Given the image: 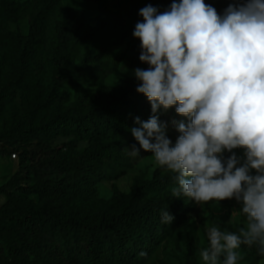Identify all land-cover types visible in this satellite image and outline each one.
Listing matches in <instances>:
<instances>
[{
	"label": "trees",
	"instance_id": "16d2710c",
	"mask_svg": "<svg viewBox=\"0 0 264 264\" xmlns=\"http://www.w3.org/2000/svg\"><path fill=\"white\" fill-rule=\"evenodd\" d=\"M65 1H0L4 18L16 26L3 37L2 98L5 105L18 94L22 100L20 115L0 128V144L10 142L13 155L24 148L32 156L31 164L0 186L7 197L0 208V264H148L162 249L179 247L188 219L216 202L197 205L172 197L174 174L157 167L150 178L136 177L129 192L117 190L113 199L100 201L94 216L81 218L76 211L84 198L97 199L100 182L118 181L133 169V145L145 152L131 129L139 127L136 117L147 121L152 115L147 98L136 91L140 82L134 75L136 68L149 66L139 60L140 41L133 32L143 22L142 8L152 5L163 12L173 0H81L99 8L84 32L72 26L78 11L63 5ZM234 2L205 0L221 15ZM61 5L48 58L45 28ZM87 45L91 51L86 55L82 50ZM47 64L53 70L50 85L44 80ZM117 73L118 83L106 84L90 100L68 106L63 99L64 87ZM158 116L168 124L166 135L174 144L179 134L171 122L185 118L174 107L161 109ZM60 138L68 142L42 159L36 149ZM220 203L229 207L225 200ZM167 209L174 216L171 224L161 223V212ZM233 211L241 218L236 226L229 224ZM206 221L227 232H238L246 222L237 201L223 217L210 214ZM241 248L256 262L264 261L256 246ZM194 250L191 238L185 264H200Z\"/></svg>",
	"mask_w": 264,
	"mask_h": 264
},
{
	"label": "clouds",
	"instance_id": "9594fccd",
	"mask_svg": "<svg viewBox=\"0 0 264 264\" xmlns=\"http://www.w3.org/2000/svg\"><path fill=\"white\" fill-rule=\"evenodd\" d=\"M140 15L133 36L149 67L134 75L152 115L136 117L133 137L174 174L172 197L239 204L245 226L210 227L199 252L204 264H237L241 245L264 257V0H235L223 15L205 0H173L163 12L148 5ZM173 107L185 118L171 122L174 144L158 116ZM130 155L140 149L133 145ZM173 220L168 209L161 212V223Z\"/></svg>",
	"mask_w": 264,
	"mask_h": 264
},
{
	"label": "rangeland",
	"instance_id": "374dc122",
	"mask_svg": "<svg viewBox=\"0 0 264 264\" xmlns=\"http://www.w3.org/2000/svg\"><path fill=\"white\" fill-rule=\"evenodd\" d=\"M1 1V0H0ZM17 2H24L26 0H14ZM69 4L78 11V16L76 21L72 24L73 27H81V32L87 29V26L91 20H93L99 14V8L95 4L84 3L81 0H66L63 5ZM63 5L57 7L45 28L46 41H47V53L48 58H50L49 52L53 45L55 39V24L58 19L60 12L62 11ZM26 22L22 23V28L24 33H27ZM16 26L9 24L4 18L0 10V77H1V62L6 54V47L3 43L4 34L15 29ZM126 47L119 51V54L124 53ZM84 54H89L91 51V45H87L83 48ZM53 70L49 64L46 65L44 72V80L47 85H50L52 80ZM120 79V75L114 74L107 79H100L94 81L90 78H84L79 85L72 87H64L62 89L63 99L66 101L68 106L74 105L79 99L90 100L95 96L106 84L116 85ZM3 88L0 84V128L4 124L13 118L16 114L20 115V110H22V100L21 95L18 94L14 100L9 105H5L2 98ZM68 142L67 139L60 138L56 140L53 144H45L42 148L36 149L37 152H41V158L45 159L50 153H52L58 146ZM15 148L8 142L4 141L0 144V186L6 184L14 175L21 172L24 164H31L30 158L32 157L28 150L22 148L21 152L13 157ZM35 151V152H36ZM133 169L124 177L118 181H102L98 184V192L96 200H88L84 198L82 201V206H78L76 211L77 215L81 218H86L87 216H94L99 211L100 201H109L116 196V191L129 192L131 186L138 176H143L145 178H150L155 171L157 166L150 152L140 151V156L133 157ZM7 197L0 194V208L6 203ZM228 206L222 203H210L207 207L202 206L199 212L192 215L184 227L179 233L180 244L179 247L170 246L168 249H162L159 251L148 264H185V254L188 249L190 239L193 238L195 242V254L197 260L200 264H204L199 252L203 247H207V231L212 225L206 221L210 214H214L218 217H223L225 213L235 206V199L225 200ZM241 223L240 216L233 211L231 220L229 224L236 226ZM241 253L242 259L238 260L237 264H264V261L256 262L242 249H238Z\"/></svg>",
	"mask_w": 264,
	"mask_h": 264
},
{
	"label": "built area",
	"instance_id": "2783aa9c",
	"mask_svg": "<svg viewBox=\"0 0 264 264\" xmlns=\"http://www.w3.org/2000/svg\"><path fill=\"white\" fill-rule=\"evenodd\" d=\"M13 157H16V155H13Z\"/></svg>",
	"mask_w": 264,
	"mask_h": 264
}]
</instances>
